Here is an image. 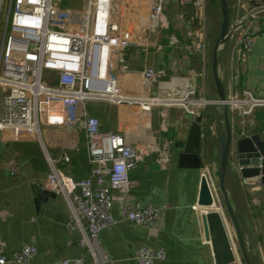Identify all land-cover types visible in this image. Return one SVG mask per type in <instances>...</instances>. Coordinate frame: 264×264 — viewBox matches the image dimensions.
<instances>
[{"label": "crops", "instance_id": "crops-1", "mask_svg": "<svg viewBox=\"0 0 264 264\" xmlns=\"http://www.w3.org/2000/svg\"><path fill=\"white\" fill-rule=\"evenodd\" d=\"M250 0H242L246 3ZM70 9H81L80 3L70 0ZM151 0H113L111 20L121 30L130 33L129 45L113 52L110 70L117 77L122 92L127 96L155 94L156 86L147 79V70H163L167 77L176 72L186 76L200 72L203 61L200 55L186 54L184 46L204 40L205 97L217 99L211 75V53L208 43V4L202 17L189 5H179L169 0L164 8L168 28L160 36L150 30L149 11ZM230 0L229 7L231 8ZM264 5L253 7L246 3V12L257 10L251 27L254 38L250 52L238 55V41L230 37L220 48L218 75L225 94L231 97L239 90H248L255 97L264 98ZM239 8V13H240ZM241 15V14H240ZM231 19V9H230ZM177 38L179 47L168 46L167 37ZM218 37V36H217ZM215 41L216 42V39ZM213 49V48H212ZM108 48H105L106 52ZM166 77V78H167ZM198 82H203L198 79ZM86 113L99 121L100 129L121 133L128 144L139 142L140 137L153 135L159 142H173L171 164L159 168L149 157L129 171L130 201L141 206L166 207L165 215L156 230L131 225L114 203L111 214L117 223L98 234L95 247L102 264H137L139 249L148 247L164 249L165 258L154 264H215L210 243L205 239L201 215L197 205L202 172L216 175L220 146V130L224 128V108L207 105L200 113V137L196 156L199 168L180 166V154L174 144L187 141L191 125L196 120L181 107L162 106L142 109L137 106L114 105L108 101L85 103ZM166 111L165 126L162 113ZM232 144L236 140L259 135L264 141V107H257L248 115L237 109H228ZM65 154L69 161L61 159ZM190 162V161H188ZM190 163H195L191 160ZM52 165L63 175L75 181L90 175L85 130L79 126L42 127L40 139H25L19 134L0 132V245L6 255L30 244L37 254L27 264H57L63 259L85 257L86 264L95 259L78 245L80 234L69 232L67 223L71 212L63 195L51 193L37 203V188H43ZM19 167V174L10 175V169ZM247 189L240 185L237 172L229 171L225 189L238 219L245 248L251 264H263L264 257V186L258 178L249 180ZM196 207V209H195ZM236 264H239L237 261Z\"/></svg>", "mask_w": 264, "mask_h": 264}, {"label": "built area", "instance_id": "built-area-1", "mask_svg": "<svg viewBox=\"0 0 264 264\" xmlns=\"http://www.w3.org/2000/svg\"><path fill=\"white\" fill-rule=\"evenodd\" d=\"M168 1L151 0L150 30L156 36L161 37L160 33L168 28L164 17ZM177 1L203 16L207 0ZM231 1L229 33L236 37L237 53L241 55L253 48L250 26L257 10L240 15L242 0ZM112 5L113 0H85L83 7L76 10L62 7L59 0H0V132L40 139L42 127L79 126L85 130L89 177L75 181L52 165L43 188L64 196L71 212L67 230L80 234L78 245L87 250L95 264L109 261L106 256L98 260L95 247L98 234L117 223L111 214L114 203L119 204L122 216L131 225L152 230L160 225L166 207L131 203L128 174L153 156L159 168L167 169L173 142H159L153 135H146L128 144L121 133L101 130L99 121L86 113L85 103L108 101L142 109L162 106L164 110L181 107L195 119H200L207 105L215 104L205 97L203 37L184 46L187 55L201 56L200 72L192 71L186 76L176 72L167 77L165 71L151 68L147 79L157 92L146 97L125 95L110 70V61L114 51L129 45L130 33L112 22ZM167 43L172 49L179 47L173 35L167 37ZM227 99L223 102L227 108L243 115L264 107V98L248 90H239ZM165 116L166 111L162 113V127L166 125ZM61 156L63 161H69L65 154ZM17 174L19 167L10 169V175ZM201 176L214 193L208 170ZM240 185L247 189L251 183L240 178ZM36 254L37 249L27 244L8 256L0 245V264H27ZM164 258V249L143 247L135 260L137 264H154ZM57 264H86V259H63Z\"/></svg>", "mask_w": 264, "mask_h": 264}, {"label": "water", "instance_id": "water-1", "mask_svg": "<svg viewBox=\"0 0 264 264\" xmlns=\"http://www.w3.org/2000/svg\"><path fill=\"white\" fill-rule=\"evenodd\" d=\"M229 3L230 0H220V29L211 53V75L215 84L217 99L209 100L215 104H222L224 108V128L220 130L217 175H214L216 178L215 191L211 193L206 179L202 177L197 205L199 208H212L215 204L219 206L218 210L207 211L201 215L204 237L210 243L215 264H236L237 261L239 264H251L238 219L225 189V177L229 171L234 169L240 178L249 180L258 178V182L264 186V141L259 135H252L236 140L234 145L232 144L228 108L223 103L228 99L218 75L219 51L230 38ZM246 3L258 7L264 5V0H250ZM246 3H242L241 15L246 13ZM199 137L200 119L197 118L191 125L187 141L183 144L181 142L174 144L176 151H180V147L183 149L179 159L180 166L200 167V161L196 156ZM191 160H195V163H190ZM35 192L37 193V203L51 195V193L37 187Z\"/></svg>", "mask_w": 264, "mask_h": 264}, {"label": "rangeland", "instance_id": "rangeland-1", "mask_svg": "<svg viewBox=\"0 0 264 264\" xmlns=\"http://www.w3.org/2000/svg\"><path fill=\"white\" fill-rule=\"evenodd\" d=\"M59 1H60L62 6H70L69 2H68L70 0H59ZM74 1L80 3L81 0H74ZM206 3L208 4V7H209L208 10L210 11L208 14L209 21H210L208 43L210 46V50H212V48L214 47V44H215V42H214L215 38L218 36L219 29H220V22H221L220 0H207ZM0 40H1V38H0ZM215 176L214 177L212 176L214 186L216 183ZM217 207H218L217 204L213 205V209L217 210Z\"/></svg>", "mask_w": 264, "mask_h": 264}, {"label": "bare ground", "instance_id": "bare-ground-1", "mask_svg": "<svg viewBox=\"0 0 264 264\" xmlns=\"http://www.w3.org/2000/svg\"><path fill=\"white\" fill-rule=\"evenodd\" d=\"M200 209H203V211H204L203 213H206L207 211L215 210V209H213V206H212V208H200Z\"/></svg>", "mask_w": 264, "mask_h": 264}]
</instances>
